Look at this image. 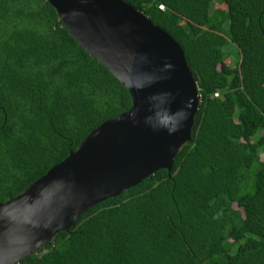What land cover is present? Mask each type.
<instances>
[{
	"label": "trees",
	"instance_id": "16d2710c",
	"mask_svg": "<svg viewBox=\"0 0 264 264\" xmlns=\"http://www.w3.org/2000/svg\"><path fill=\"white\" fill-rule=\"evenodd\" d=\"M126 1L184 50L192 139L18 264H264V0ZM131 104L47 0H0V202Z\"/></svg>",
	"mask_w": 264,
	"mask_h": 264
},
{
	"label": "water",
	"instance_id": "95a60500",
	"mask_svg": "<svg viewBox=\"0 0 264 264\" xmlns=\"http://www.w3.org/2000/svg\"><path fill=\"white\" fill-rule=\"evenodd\" d=\"M131 95L61 162L0 202V264L38 252L80 216L160 169L192 139L201 94L181 45L126 0H47Z\"/></svg>",
	"mask_w": 264,
	"mask_h": 264
},
{
	"label": "rangeland",
	"instance_id": "374dc122",
	"mask_svg": "<svg viewBox=\"0 0 264 264\" xmlns=\"http://www.w3.org/2000/svg\"><path fill=\"white\" fill-rule=\"evenodd\" d=\"M218 6H222V4H219ZM231 58L233 59V61H235V59H237L238 56V49L234 46V44L229 46L228 49Z\"/></svg>",
	"mask_w": 264,
	"mask_h": 264
}]
</instances>
